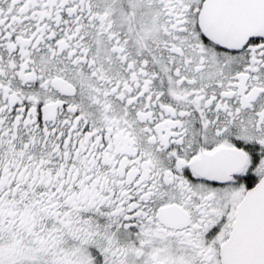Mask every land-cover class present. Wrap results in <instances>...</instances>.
<instances>
[{
  "label": "snow or ice",
  "instance_id": "1",
  "mask_svg": "<svg viewBox=\"0 0 264 264\" xmlns=\"http://www.w3.org/2000/svg\"><path fill=\"white\" fill-rule=\"evenodd\" d=\"M0 264H264V0H0Z\"/></svg>",
  "mask_w": 264,
  "mask_h": 264
}]
</instances>
